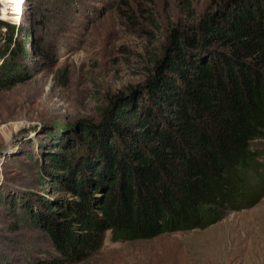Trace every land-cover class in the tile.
<instances>
[{
	"label": "trees",
	"instance_id": "16d2710c",
	"mask_svg": "<svg viewBox=\"0 0 264 264\" xmlns=\"http://www.w3.org/2000/svg\"><path fill=\"white\" fill-rule=\"evenodd\" d=\"M0 44L2 92L34 74L27 29L0 20ZM145 76L31 159L57 196L9 204L51 248L29 264H80L106 233L116 243L203 230L253 205L264 178L254 149L264 140V0H220L176 25Z\"/></svg>",
	"mask_w": 264,
	"mask_h": 264
},
{
	"label": "rangeland",
	"instance_id": "374dc122",
	"mask_svg": "<svg viewBox=\"0 0 264 264\" xmlns=\"http://www.w3.org/2000/svg\"><path fill=\"white\" fill-rule=\"evenodd\" d=\"M29 3L0 0V20L30 33L25 63L34 74L0 92V264H29L51 251L9 205L51 190L39 186L31 159L53 153L81 120L98 119L107 98L141 84L170 31L196 22L220 0ZM254 149L264 167V140ZM254 191L253 205L203 230L116 243L106 233L99 251L80 264H264V178Z\"/></svg>",
	"mask_w": 264,
	"mask_h": 264
}]
</instances>
